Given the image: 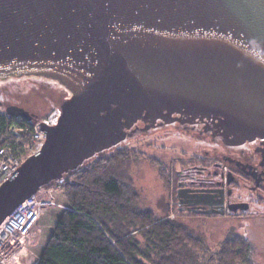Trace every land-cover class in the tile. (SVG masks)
Returning a JSON list of instances; mask_svg holds the SVG:
<instances>
[{
	"label": "water",
	"instance_id": "1",
	"mask_svg": "<svg viewBox=\"0 0 264 264\" xmlns=\"http://www.w3.org/2000/svg\"><path fill=\"white\" fill-rule=\"evenodd\" d=\"M25 76L71 97L56 125L40 124L41 151L0 186V225L144 131L170 124L229 149L264 138V0H0V80Z\"/></svg>",
	"mask_w": 264,
	"mask_h": 264
},
{
	"label": "trees",
	"instance_id": "2",
	"mask_svg": "<svg viewBox=\"0 0 264 264\" xmlns=\"http://www.w3.org/2000/svg\"><path fill=\"white\" fill-rule=\"evenodd\" d=\"M37 122L0 112V147L29 142ZM119 147L58 181L68 207L35 264H256L241 234H229L212 251L205 233L178 213L169 218L143 206L131 165V155L140 154Z\"/></svg>",
	"mask_w": 264,
	"mask_h": 264
},
{
	"label": "rangeland",
	"instance_id": "3",
	"mask_svg": "<svg viewBox=\"0 0 264 264\" xmlns=\"http://www.w3.org/2000/svg\"><path fill=\"white\" fill-rule=\"evenodd\" d=\"M70 91L58 81L40 76H25L20 78H12L0 80V112H6V108L16 105L24 108L34 115L33 119L42 122L51 121L58 123L61 114L60 104L71 97ZM37 122V123H38ZM121 147L135 149L138 153H146V155H160L164 150L171 155L178 156L183 151L191 153L204 154L209 152L210 156L220 158L222 149L226 148L222 143L214 140H205L199 136L193 135L170 124L151 132L144 131L126 142L119 145ZM131 149V150H132ZM117 148L108 147L98 151L93 157L89 158L83 165H87L91 161L98 160L103 157H111ZM222 152V153H221ZM136 162L132 165V175L136 185L140 187L142 194V205L160 213L155 195L163 191L162 181L159 178L157 168L152 162L146 160L142 155L136 157ZM56 182L50 184L53 186ZM62 188L53 192L55 199L60 205H67L64 183ZM66 208L61 206L54 209H47L41 217L39 223L34 228L31 239L27 243L26 253L22 252V256L27 259L23 264H35L39 258L38 255L44 246L52 228L59 215ZM259 216H264V207H260ZM169 218L177 215L176 211L171 212ZM182 220L191 226L202 230L211 245L212 251L216 250L217 245L223 241L229 234L237 232L244 238H248L254 247V261L256 264H264V219L261 217L256 220L248 218H227V217H210L180 215ZM22 264V263H21Z\"/></svg>",
	"mask_w": 264,
	"mask_h": 264
},
{
	"label": "flooded vegetation",
	"instance_id": "4",
	"mask_svg": "<svg viewBox=\"0 0 264 264\" xmlns=\"http://www.w3.org/2000/svg\"><path fill=\"white\" fill-rule=\"evenodd\" d=\"M200 133L202 139L212 138ZM249 138L239 149H222L220 158L207 151H183L178 156L166 150L157 156L139 153L157 168L162 181L163 191L154 198L160 213L153 211L168 216L177 210L194 217L264 219L259 216L264 207V138Z\"/></svg>",
	"mask_w": 264,
	"mask_h": 264
},
{
	"label": "built area",
	"instance_id": "5",
	"mask_svg": "<svg viewBox=\"0 0 264 264\" xmlns=\"http://www.w3.org/2000/svg\"><path fill=\"white\" fill-rule=\"evenodd\" d=\"M46 124L54 126L56 122L47 121ZM18 129L13 127L11 130ZM45 140L46 134L40 129L38 122L30 134L29 142L18 143L17 149H14L10 143L0 147V186L18 174L28 157L41 151ZM59 187L62 188V184L42 186L3 221L0 225V264H23L22 252L26 249L34 228L47 209L68 207L65 204L60 205L54 197L53 192Z\"/></svg>",
	"mask_w": 264,
	"mask_h": 264
},
{
	"label": "crops",
	"instance_id": "6",
	"mask_svg": "<svg viewBox=\"0 0 264 264\" xmlns=\"http://www.w3.org/2000/svg\"><path fill=\"white\" fill-rule=\"evenodd\" d=\"M57 221H58V219H57ZM57 221H56V223H57ZM56 223H55V225H56ZM53 229H54V228H52V230H51V234H52V231H53ZM51 234L49 235V237H48L47 241L45 242L44 246H45V245H46V243L48 242V240H49V238H50ZM44 246L41 248V251H40V253H39L38 257L40 256V254H41V252H42V250H43ZM24 252L26 253V250H24ZM25 259H27V257H26L25 255H24V256H22V260H23V261H25ZM37 260H38V259H37ZM37 260H36V261H37ZM36 261H35V262H36Z\"/></svg>",
	"mask_w": 264,
	"mask_h": 264
}]
</instances>
